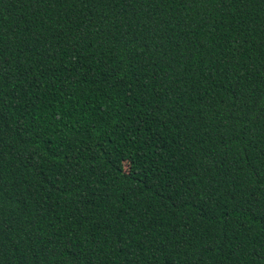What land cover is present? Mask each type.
<instances>
[{
	"label": "trees",
	"instance_id": "1",
	"mask_svg": "<svg viewBox=\"0 0 264 264\" xmlns=\"http://www.w3.org/2000/svg\"><path fill=\"white\" fill-rule=\"evenodd\" d=\"M0 264H264V0H0Z\"/></svg>",
	"mask_w": 264,
	"mask_h": 264
}]
</instances>
